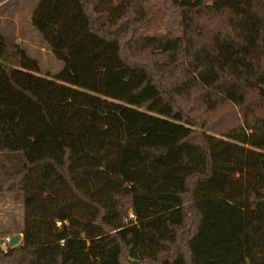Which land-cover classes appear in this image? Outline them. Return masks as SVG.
Instances as JSON below:
<instances>
[{
    "label": "trees",
    "instance_id": "trees-1",
    "mask_svg": "<svg viewBox=\"0 0 264 264\" xmlns=\"http://www.w3.org/2000/svg\"><path fill=\"white\" fill-rule=\"evenodd\" d=\"M30 20L62 67L0 35V193L23 206L0 264H264V0Z\"/></svg>",
    "mask_w": 264,
    "mask_h": 264
},
{
    "label": "rangeland",
    "instance_id": "rangeland-1",
    "mask_svg": "<svg viewBox=\"0 0 264 264\" xmlns=\"http://www.w3.org/2000/svg\"><path fill=\"white\" fill-rule=\"evenodd\" d=\"M38 0H0V35L23 49L27 56L37 60L39 75L52 77L62 67L39 33L31 24V13ZM163 2L165 0H158ZM7 51L12 52L13 45ZM23 206L20 194L0 193V230H10L22 222Z\"/></svg>",
    "mask_w": 264,
    "mask_h": 264
},
{
    "label": "water",
    "instance_id": "water-1",
    "mask_svg": "<svg viewBox=\"0 0 264 264\" xmlns=\"http://www.w3.org/2000/svg\"><path fill=\"white\" fill-rule=\"evenodd\" d=\"M20 239H21V234H12L9 236L8 245L15 246L19 243Z\"/></svg>",
    "mask_w": 264,
    "mask_h": 264
},
{
    "label": "built area",
    "instance_id": "built-area-1",
    "mask_svg": "<svg viewBox=\"0 0 264 264\" xmlns=\"http://www.w3.org/2000/svg\"><path fill=\"white\" fill-rule=\"evenodd\" d=\"M131 217H132V215H131ZM8 241H9V236H6L0 240V246L2 249L5 250L6 246L8 245Z\"/></svg>",
    "mask_w": 264,
    "mask_h": 264
},
{
    "label": "crops",
    "instance_id": "crops-1",
    "mask_svg": "<svg viewBox=\"0 0 264 264\" xmlns=\"http://www.w3.org/2000/svg\"><path fill=\"white\" fill-rule=\"evenodd\" d=\"M20 241H21V239H20ZM20 241H19V242H20Z\"/></svg>",
    "mask_w": 264,
    "mask_h": 264
}]
</instances>
